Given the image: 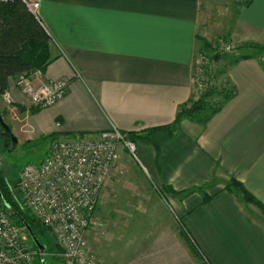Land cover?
I'll list each match as a JSON object with an SVG mask.
<instances>
[{"label":"crops","instance_id":"1","mask_svg":"<svg viewBox=\"0 0 264 264\" xmlns=\"http://www.w3.org/2000/svg\"><path fill=\"white\" fill-rule=\"evenodd\" d=\"M36 1L51 37L42 79L69 82L35 109L8 78L12 102L0 104L17 142L111 127L137 136L136 158L120 148L93 211V264H264L261 210L225 189L233 177L264 205V56L222 58L217 74L233 95L204 122L182 117L173 136L146 138L193 100L204 0ZM236 23L242 42L263 43L264 0L240 4ZM203 185L207 202L191 191Z\"/></svg>","mask_w":264,"mask_h":264},{"label":"built area","instance_id":"2","mask_svg":"<svg viewBox=\"0 0 264 264\" xmlns=\"http://www.w3.org/2000/svg\"><path fill=\"white\" fill-rule=\"evenodd\" d=\"M21 1L38 16L36 0ZM223 49L230 52L232 46L227 44ZM193 67L192 101H195L204 92L215 89L217 82L202 62ZM68 82L67 78L43 80L40 69L17 74L15 78L16 87L35 109L50 107L61 100ZM0 99L11 104L9 89L2 92ZM121 147L136 158V143L116 127L86 134L59 133L51 138L44 159L28 163L20 171L16 187L30 214L49 229L63 264L94 262L95 253L88 247L86 233ZM24 231V226L15 224L0 204V264H34L37 252L25 245Z\"/></svg>","mask_w":264,"mask_h":264},{"label":"trees","instance_id":"3","mask_svg":"<svg viewBox=\"0 0 264 264\" xmlns=\"http://www.w3.org/2000/svg\"><path fill=\"white\" fill-rule=\"evenodd\" d=\"M250 0H243L241 4H248ZM51 37L46 31L39 16H36L31 12L21 0H14L4 2L0 0V95L8 87V78L20 73H29L34 69L43 70L46 65L52 60V56L49 51V43ZM207 45H209L207 43ZM243 47L252 48L257 50L264 49V42L262 44L246 43ZM254 55L249 52H241L237 56H231V60L237 61L241 58ZM258 55V53H256ZM206 92L201 95L197 100L183 104L171 124L162 126H156L150 128L145 132L143 137L148 138L150 133L155 130H161L167 136H173L178 129V122L184 117L201 116L202 121H206L207 117L217 111L219 105L210 109L206 116L202 114L208 110L205 99ZM234 91L225 90L222 93V101L227 100ZM126 137L135 142L136 135L127 133ZM8 139L2 140L3 147L9 146L10 141ZM206 185L194 188L191 191H202L203 202H207L210 196L204 192ZM162 188H159V190ZM225 189L233 193L243 203L255 204L262 213H264V205L255 199V197L244 187V185L231 177L230 182H227ZM0 190L4 200L15 210L21 217H23L30 225L32 231L36 237H47L50 235L55 242L58 250V244L51 235L49 229L35 219L25 208L24 200L15 185L11 187L6 178L0 175ZM173 191V190H170ZM0 204L4 206L1 201ZM7 214L12 221L23 226L21 221L10 211L5 208ZM33 249L37 248L32 244ZM39 262V257H37ZM37 262V261H36ZM35 264V261H34Z\"/></svg>","mask_w":264,"mask_h":264},{"label":"rangeland","instance_id":"4","mask_svg":"<svg viewBox=\"0 0 264 264\" xmlns=\"http://www.w3.org/2000/svg\"><path fill=\"white\" fill-rule=\"evenodd\" d=\"M243 0H204L201 7V13L199 17V23L197 27V45L194 56L193 66L202 62L205 64V67L211 70V74L216 77L214 80L217 82L215 89L208 90L206 92L207 96L205 99L208 110L203 113V116H206L210 109L217 107L222 102V93L225 90H230L231 85L224 79L223 76H219L218 68L221 66V59L227 56L226 61L230 59V56H237L241 52H251L254 55L258 53L261 56H264L263 50H255L252 48L243 47V44L248 42H242L237 36L239 35L236 31V15L239 10L240 4ZM207 43L209 45H207ZM231 45L232 49L230 52H226L223 49L225 45ZM262 44V43H254ZM202 60V61H201ZM207 61L206 64L203 61ZM218 64V66H217ZM194 68V67H193ZM204 92V93H206ZM203 93V94H204ZM201 94V95H203ZM200 95V96H201ZM0 112L4 115V120L8 123H11L9 113H5L0 104ZM184 117V116H183ZM1 131V129H0ZM13 133V132H12ZM1 134V133H0ZM15 136V134L13 133ZM16 137V136H15ZM17 138V137H16ZM9 148L11 146V140H9ZM18 141V140H17ZM51 138L48 136H42L39 139L27 141L25 143H18L10 151H4L2 145V139L0 137V159L3 162V169L5 176L11 187L19 179L20 171L22 167L28 163H39L44 159L48 153L49 144ZM133 157V156H132ZM132 160V158L130 157ZM118 162V161H117ZM113 166L110 174H116L118 170L114 168L118 167V163ZM125 174V172L121 173ZM230 182V179L227 180ZM105 185V184H104ZM104 187V186H103ZM162 196H165V191L163 189L158 190ZM102 192V191H101ZM248 206H253L251 203H246ZM28 210V208L25 206ZM29 212V211H28ZM30 213V212H29ZM264 216V213H262ZM38 238V237H37ZM22 239L27 247H32V240L25 230L22 234ZM38 240L46 246L44 252V263L45 264H63L62 260L58 255V248L55 245V242L49 236L44 237L40 236ZM88 244V243H87ZM89 248L90 245H88ZM35 250V249H34ZM35 254V264H41L40 260L38 262L37 257L39 253L37 250ZM37 261V262H36Z\"/></svg>","mask_w":264,"mask_h":264},{"label":"water","instance_id":"5","mask_svg":"<svg viewBox=\"0 0 264 264\" xmlns=\"http://www.w3.org/2000/svg\"><path fill=\"white\" fill-rule=\"evenodd\" d=\"M0 126L2 127V129L10 134V140H11V146L7 151L12 150L15 145L17 144V138L13 135L12 130L10 128V126L3 120L2 115L0 113ZM0 201L1 203L4 205V207L10 211L12 214H14L23 224L25 230L28 232L34 246L37 248V251L39 253V259H40V263L41 264H45L44 263V252H45V248L46 246L44 244H42L38 238L36 237V235L34 234V232L32 231L29 223L23 218L21 217L15 210H13L10 205L4 200L1 190H0Z\"/></svg>","mask_w":264,"mask_h":264},{"label":"flooded vegetation","instance_id":"6","mask_svg":"<svg viewBox=\"0 0 264 264\" xmlns=\"http://www.w3.org/2000/svg\"><path fill=\"white\" fill-rule=\"evenodd\" d=\"M1 113V112H0ZM1 115H2V118H3V120L5 119L4 118V115L1 113ZM5 121V120H4ZM6 122V121H5ZM7 123V122H6ZM8 124V123H7ZM9 125V124H8ZM0 129H1V131H0V137H1V139L2 140H4V139H8V140H10V134L9 133H7V132H5L3 129H2V127L0 126ZM9 142V141H8ZM9 149V147L8 146H6V147H3V150L4 151H6L7 152V150ZM0 175L3 177V178H6V176H5V172H4V169H3V162L1 161V159H0Z\"/></svg>","mask_w":264,"mask_h":264}]
</instances>
